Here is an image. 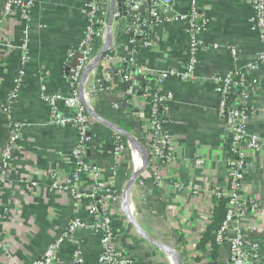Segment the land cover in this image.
I'll use <instances>...</instances> for the list:
<instances>
[{
	"label": "crops",
	"instance_id": "obj_1",
	"mask_svg": "<svg viewBox=\"0 0 264 264\" xmlns=\"http://www.w3.org/2000/svg\"><path fill=\"white\" fill-rule=\"evenodd\" d=\"M85 2L35 0L27 16L12 14L4 18L5 0H0V159L10 137V118L3 108L21 65L23 40L28 39L31 52L26 80L10 111L23 126L13 165L0 188V231L6 248V252L0 253V264H32L76 214V206L68 196L50 189L47 171L56 168L69 172L74 168L67 155L76 140L77 129L73 125L48 123L49 110L41 98V85L46 81L48 92H72L66 57L83 35ZM199 2L208 22L200 33L201 51L196 69L188 79L180 75L187 63L185 21L156 24L150 28L149 42L141 46L125 43L126 17H114L110 27L115 42L126 35L121 41V52L133 53L134 61L147 67L153 82L161 76L165 89L173 95L166 106V127L173 144L171 159L161 165L163 184L155 182L150 165L144 166L148 154L144 136L151 123L140 88L118 78L111 89L91 90L92 84L102 80L99 64L83 85L85 104L99 118L92 116L90 132L94 144L87 159L112 178L116 195L111 202L118 245L135 264H175L164 249L149 241L142 232L175 250L181 264H229L227 241L219 243L215 251L210 243L205 251L197 247L211 222L212 189L223 188L227 183L228 136L218 117L216 80L233 66L246 67L262 44L251 29V0ZM174 6L186 13L188 0H174ZM113 8L115 12L121 10L118 0H109L104 8L107 30ZM142 11L147 19L146 0ZM231 47L236 49L235 56ZM257 75L261 84L253 96L254 115L250 117L249 127L264 139V63ZM77 90L79 94L82 92L80 81ZM60 112L65 116L70 114L64 102L60 103ZM116 136L127 145L118 163L112 155ZM198 158L204 160L202 165L197 164ZM115 163L117 174L114 176L111 168ZM139 170V176L134 178ZM32 181L36 182L35 186H31ZM244 183V191L258 199L259 208L242 217L239 224L251 243L259 245L258 256L251 250V264H264V149L250 153ZM129 187L132 188L129 210L135 224L122 209ZM87 213L85 209L81 215L88 225ZM233 226L227 232L229 237ZM75 237L83 244L88 264H95L101 251L100 236L84 228ZM72 258L65 246L59 264H72Z\"/></svg>",
	"mask_w": 264,
	"mask_h": 264
},
{
	"label": "built area",
	"instance_id": "obj_2",
	"mask_svg": "<svg viewBox=\"0 0 264 264\" xmlns=\"http://www.w3.org/2000/svg\"><path fill=\"white\" fill-rule=\"evenodd\" d=\"M109 0H86L82 11L84 19L83 35L76 46L72 47L66 57V66L69 71V81L72 92H48L47 82L41 85V98L49 110L48 123L50 125H73L77 129V137L67 157L73 164L69 172L50 168L47 179L51 190L62 192L68 196L76 206V214L69 221L65 230L56 237L46 248L45 252L32 264H59L61 252L68 246L72 253V264H88L83 244L75 237L79 229L87 228L100 236L101 251L95 264H135L136 262L125 255L118 245V231L115 226V210L112 206V196L116 195L112 178L107 172L92 164L87 159L89 150L93 147L94 136L90 129L93 123L92 116L87 112L77 85L85 68L92 63L95 56L102 49L106 36V23L104 8ZM149 4V17L143 14L144 0H125V10L115 12L116 18L126 17L127 39L125 43L134 46L146 45L150 40V28L166 21L182 20L187 24V63L180 75L188 79L196 69L201 51L200 33L207 26V20L201 11L199 0H188L186 13L179 12L174 6V0H146ZM35 0H5L3 17L12 14L27 16ZM253 13L250 17L251 29L258 34L262 44L261 50L252 62L246 67L233 66L216 80L218 90V117L223 121L228 136L229 149L226 156V186L214 187L213 196L227 197V209L222 226L217 231V241L221 244L227 241L229 245V264H251L252 252L259 255V245L251 243L239 220L246 214L255 213L259 208V201L249 197L245 190V169L251 152L264 149V139L249 127L252 111L253 96L261 82L257 75L259 67L264 63V0H251ZM124 12V14H123ZM149 20L148 29L144 27ZM0 18V43H1ZM124 43V44H125ZM121 42H113L111 48L103 55L99 62L102 71V80L92 84L91 90L98 87L111 89L116 79L120 78L139 87V91L147 102L151 103L147 112L150 128L144 136L148 148V165L154 170V180L163 184L161 165L171 159L173 140L166 127V106L172 99L160 76L154 82L147 67L136 63L134 54L121 52ZM213 47H217L214 45ZM20 67L13 80V87L7 95L4 112L10 118L9 141L2 150L0 159V188L6 180L13 165L14 153L17 148L20 130L23 123L11 116V105L17 100L19 92L26 80V66L31 59L28 39L23 40L20 46ZM233 56L236 49L231 47ZM69 108L70 114L65 116L60 112V103ZM127 148L120 136H116L112 155L115 162H119ZM135 160L133 159V163ZM197 164L202 165L204 160L198 158ZM112 174H117L116 163L111 168ZM36 182L32 181L31 186ZM88 212L90 222L88 225L81 215L84 210ZM212 217V215H211ZM238 222V223H237ZM232 227L233 234L229 237L228 230ZM69 243V244H68ZM6 252L5 238L0 231V253Z\"/></svg>",
	"mask_w": 264,
	"mask_h": 264
},
{
	"label": "water",
	"instance_id": "obj_3",
	"mask_svg": "<svg viewBox=\"0 0 264 264\" xmlns=\"http://www.w3.org/2000/svg\"><path fill=\"white\" fill-rule=\"evenodd\" d=\"M119 1V5L121 6V10L124 11L125 10V0H118ZM114 14H115V8H113L110 12V15H109V23H108V30L106 29V36H105V40H104V44H103V47L102 49L98 52V54L95 56L94 60L92 61L91 64L88 65V67L85 69L82 77H81V80H80V85H81V91L80 92V98H81V101L83 102L86 110L88 113L91 114V116H93L94 118H97L99 119L90 109V107H87L86 104H85V100H84V96H83V85L85 84V81H86V78L88 76V74L95 68L98 66L99 62L101 61L103 55L111 48V45L113 44L114 42V37L112 35V32L110 30V27L112 25V22L114 20ZM124 14V12H123ZM148 17H149V14H148ZM116 18V17H115ZM148 25H149V20H147V24L146 26L144 27L145 30L148 29ZM108 31V32H107ZM148 160H149V156L147 154L146 158H145V161H144V166H147L148 165ZM141 170V168H140ZM140 170L138 172H135V175H134V178H137L139 176V173H140ZM134 183V180L131 182L130 184V187L133 185ZM129 187V190H127L124 194V197H123V200H124V203H123V206H122V209H123V212L125 213V215L128 217V219H130L131 223H134V220H133V217L132 215L130 214V210H129V200H130V195H131V189ZM136 228H138V226L136 225ZM142 234L144 235V237H146L149 241H151L152 243L156 244L157 246H160L162 249H164L174 260L175 264H181V260L179 258V255L178 253L171 249V248H168L166 246H163L161 245L160 243L156 242L155 240L151 239L149 236H147L146 234H144L142 232Z\"/></svg>",
	"mask_w": 264,
	"mask_h": 264
},
{
	"label": "trees",
	"instance_id": "obj_4",
	"mask_svg": "<svg viewBox=\"0 0 264 264\" xmlns=\"http://www.w3.org/2000/svg\"><path fill=\"white\" fill-rule=\"evenodd\" d=\"M150 31V30H149ZM126 35L121 37L120 42L124 40ZM151 103L147 102L146 111L149 113ZM229 149V145L227 147V152ZM228 198L227 197H217L213 196V213L211 217V222L206 228L205 234L201 237L200 242L198 243L199 251L207 250V243H210L213 246V250L219 246V242L217 241V231L223 224L226 214Z\"/></svg>",
	"mask_w": 264,
	"mask_h": 264
}]
</instances>
